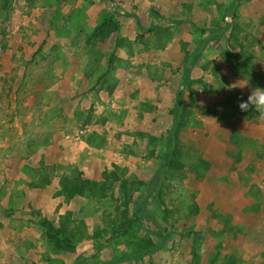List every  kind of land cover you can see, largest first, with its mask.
<instances>
[{"label": "rangeland", "instance_id": "rangeland-1", "mask_svg": "<svg viewBox=\"0 0 264 264\" xmlns=\"http://www.w3.org/2000/svg\"><path fill=\"white\" fill-rule=\"evenodd\" d=\"M256 88L264 0H0V264H264Z\"/></svg>", "mask_w": 264, "mask_h": 264}, {"label": "trees", "instance_id": "trees-1", "mask_svg": "<svg viewBox=\"0 0 264 264\" xmlns=\"http://www.w3.org/2000/svg\"><path fill=\"white\" fill-rule=\"evenodd\" d=\"M231 11L233 10L231 7L229 8ZM233 13V11H232ZM235 14V13H233ZM226 15H228V12H226ZM233 25V26H232ZM231 27L232 29L234 30V34H232L235 37H237V31L239 30V26L235 23H232ZM119 29V23L111 18L105 20V22L99 26L97 28V31H98V36H100L101 40H106L107 38L110 37V35L114 32H116L117 30ZM210 37H213V36H210ZM233 38V39H234ZM189 116H190V112L188 110H180V113H179V120L175 126V130H174V141H175V146H176V149L174 151V156H173V159L171 157V159L167 160L166 161V167L168 168H180L182 163H183V160H184V149L183 147H181V139H180V132L183 131L186 127V124L188 122V119H189ZM168 165V166H167ZM161 190V189H159ZM49 231H52V228L50 226V230ZM50 238H59L57 236H54V233H51L48 234ZM68 241V240H67Z\"/></svg>", "mask_w": 264, "mask_h": 264}, {"label": "clouds", "instance_id": "clouds-1", "mask_svg": "<svg viewBox=\"0 0 264 264\" xmlns=\"http://www.w3.org/2000/svg\"><path fill=\"white\" fill-rule=\"evenodd\" d=\"M239 87L241 90L249 87V83L236 84L234 86ZM258 90H252L247 96V99H241L239 102V108L243 112L255 111L258 113L261 119H264V89L256 88Z\"/></svg>", "mask_w": 264, "mask_h": 264}]
</instances>
